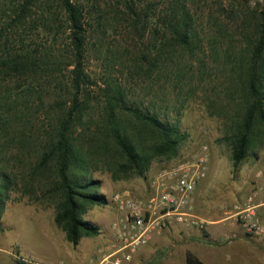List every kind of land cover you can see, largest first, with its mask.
I'll list each match as a JSON object with an SVG mask.
<instances>
[{
    "label": "rangeland",
    "instance_id": "374dc122",
    "mask_svg": "<svg viewBox=\"0 0 264 264\" xmlns=\"http://www.w3.org/2000/svg\"><path fill=\"white\" fill-rule=\"evenodd\" d=\"M79 2L85 8L91 28L85 63L87 72L96 82L85 93L83 102L87 122L86 127L79 130L80 134L89 139L99 135L101 90L112 83L119 84L127 100L135 103L141 111L167 118L175 125L182 139L173 158H154L143 177L131 176L120 180H114L109 171L113 169L112 160L115 162L116 158L105 156L98 149L100 138L81 141L85 154L88 153L89 178L99 183L97 192L104 194L108 203L105 206H93L83 216L102 232L95 237L83 238L73 248L54 223V205L39 198L38 191L31 193L24 190L30 168L40 158L42 135L49 133L53 127L49 118L56 112L54 100L61 95L51 89L49 94H44L46 96L41 104L43 92L40 82H35L33 90L27 94L21 90L22 85L14 84L12 87L15 90L11 92L16 96V101L14 104L9 103L7 108L12 110L16 104L17 108L30 107L26 114L32 120V137L25 142L9 141V145L0 146V163L10 179L9 195L0 215V264H12V259L18 264H28L29 260L35 264L55 262L57 259L68 262L72 256L70 254L77 256V264H99L100 259L112 251L103 230H111L112 223L118 217L110 203L111 195L117 191H128L134 197L146 199L151 193V179L158 172L181 159L195 160L204 149L208 161L206 175L201 181H207L205 201L212 211L205 219L196 212L193 198L192 206L193 213L205 219L208 225L200 229L197 226L176 224L184 227L177 230L174 239L171 230L176 225L155 235L140 247L129 264H185L186 252L199 258L203 264H247L253 261L252 264H264V243L259 242L264 233L259 237L251 236L236 220V214L245 209L248 197L264 186V144L252 148L247 157L234 167L231 146L226 139L230 120L235 110H238L229 104L231 96L237 98L234 87L229 88L231 77H236L231 75L236 62L234 57L254 42L264 0ZM127 4L139 8V12L143 10L142 15H146L137 27L123 15V12H127L124 7ZM180 4L184 5V11L195 24L198 45L193 54L178 53L176 59H171L172 44L161 42V36L155 31L162 23L161 16L172 14ZM41 6L33 10L34 15L51 16L53 29L48 35L40 24L43 31L27 32L32 37V42L28 44L37 52L51 46L61 64L62 72L56 77L66 81L70 67L64 69L69 60V48L63 15L57 8L56 0ZM142 31L144 36L139 34ZM136 57L144 59V65L139 68L133 67ZM148 59L156 62L152 63ZM4 111L5 108L0 113L4 114ZM122 121L129 131L132 130L130 118L122 117ZM9 132V127H5L2 143L10 137ZM144 136V149L148 151L151 135L146 133ZM225 194H229L231 203L222 217L227 218L231 229L214 234L211 221L220 217L213 213V208ZM262 209L263 206L259 207L256 214L260 225L264 227ZM240 239L247 244L243 242L235 248L255 251L259 255L249 261L223 259L222 263L219 253L222 255L227 250L225 246L228 242ZM55 245L59 246L60 251H56Z\"/></svg>",
    "mask_w": 264,
    "mask_h": 264
},
{
    "label": "trees",
    "instance_id": "16d2710c",
    "mask_svg": "<svg viewBox=\"0 0 264 264\" xmlns=\"http://www.w3.org/2000/svg\"><path fill=\"white\" fill-rule=\"evenodd\" d=\"M49 2L51 0H0V110L6 109L4 114L0 113V146L9 145V141L25 142L32 137V120L26 114L30 107L17 108L16 104L12 110L7 108L9 103L16 101L11 92L15 90L14 84L22 85L21 90L27 94L33 90L35 82H40L38 85L42 86L43 92L41 104L44 94H49L51 89L59 92L61 96L54 100L56 112L49 118L53 127L42 135L40 158L31 166L24 190L38 191L39 198L54 205L55 225L76 248L83 238L100 234L97 225L83 219L84 214L93 206L108 203L105 195L97 192L99 183L89 178L88 153L85 154L81 141L99 137L98 149L105 156L116 158L115 162L112 160L113 169L109 170L112 178L120 180L131 176L143 177L154 158H173L182 137L167 118L141 111L135 103L127 100L119 84L112 83L101 90L99 135L89 139L80 134L79 130L84 129L87 122L83 102L85 93L90 85L96 83L87 72L85 63L91 28L79 0H56L68 39L69 60L64 69L70 67L67 80H58L56 75L62 72L61 64L51 46L37 52L28 44L32 37L27 32H40V24L48 35L51 34L53 18L33 13L36 7ZM124 7L127 9L126 13L123 12L125 19H130L135 27L145 19L143 10L139 12V8L130 4ZM183 7L180 4L172 14L161 16L162 23L155 31L161 36V42L172 44L171 59H176L178 53L193 54L198 45L195 24ZM257 26L254 42L241 55L234 57L236 62L231 70V75L236 77H231L229 88L234 87L237 98L231 96L229 104L238 110L230 120L226 139L231 146L234 167L247 157L252 148L264 144V10ZM142 64L144 59L136 57L133 67L139 68ZM122 117L131 119L132 130H128ZM5 127H9L10 137L2 143ZM146 133L151 135L148 151L144 149ZM9 182V175L0 163V215L9 195ZM185 264L203 263L186 253Z\"/></svg>",
    "mask_w": 264,
    "mask_h": 264
},
{
    "label": "built area",
    "instance_id": "2783aa9c",
    "mask_svg": "<svg viewBox=\"0 0 264 264\" xmlns=\"http://www.w3.org/2000/svg\"><path fill=\"white\" fill-rule=\"evenodd\" d=\"M207 161L204 149L195 160L181 159L161 170L151 179V193L146 199L134 197L128 191L114 192L110 198L118 213L111 225L114 243L112 251L104 255L99 264L131 263L140 247L176 224L204 229L208 222L193 213L192 198L206 175ZM263 200L264 186L249 196L245 209L236 214V220L254 237L264 233L256 214V210L264 206Z\"/></svg>",
    "mask_w": 264,
    "mask_h": 264
},
{
    "label": "crops",
    "instance_id": "0c3cea01",
    "mask_svg": "<svg viewBox=\"0 0 264 264\" xmlns=\"http://www.w3.org/2000/svg\"><path fill=\"white\" fill-rule=\"evenodd\" d=\"M206 187H207V181L206 180L201 181L197 185L196 190H195V192L193 194L194 208H195L196 212L200 216L205 218V219H207V217H209V212L212 211L211 206L209 204H207L206 201H205L206 200V193H207L206 192ZM230 203H231V200L229 199V194H225L222 197V199H220L217 202V204L214 206L213 213H215L216 216L220 217V219H218V220H212L211 221L213 223L212 225H214V226H212V230H213L214 234L223 233V232H225V230L231 229V227H230L231 224L227 223V218L222 217V214L225 212V210L227 209V207H228V205ZM262 210H264V206H263ZM183 227L184 226H182V225H176L174 228H172V230H171L172 239H174V237L176 236L177 230H182ZM100 231L102 232V230H100ZM103 233H105V236L107 238V242H109L110 247L112 248L114 242H113V237H112L111 230L104 229ZM215 236H219V235H215ZM243 242L245 244H247V242L245 240H241V239L238 240V241H230V242H228V244L225 246V248L227 250H224L222 252V255H221V253H219L220 256H221L220 259H222V263H223V259L226 260V261H229V260L231 261L233 259L234 260L235 259H239V260L240 259H245V261L246 260L249 261L250 259L256 258V255L257 256L259 255V253L255 252V251H244V250H238L237 248H235V246L237 244H241ZM256 242H258V241H256ZM259 242H263L264 243V237ZM55 249H56V251H60L59 246L55 245ZM234 249H236V250H234ZM186 253H188V252H186ZM186 253H185V258H186ZM70 255H72V256H70L71 259L68 262H65L63 260L57 259L55 262L54 261H52V262H48L47 261L46 264H77V256H75L73 254H70ZM7 260H8V258H7ZM10 261H11L10 263H12V264H18L13 259L10 260ZM29 261L33 262V263H36L34 261H31V260H29ZM29 261H27L28 264H30ZM253 262H250V263L248 262L247 264H252Z\"/></svg>",
    "mask_w": 264,
    "mask_h": 264
}]
</instances>
